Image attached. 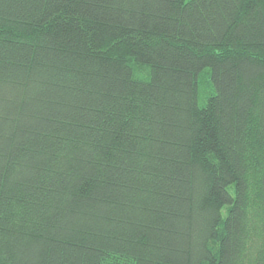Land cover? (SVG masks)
Returning <instances> with one entry per match:
<instances>
[{
    "label": "trees",
    "instance_id": "1",
    "mask_svg": "<svg viewBox=\"0 0 264 264\" xmlns=\"http://www.w3.org/2000/svg\"><path fill=\"white\" fill-rule=\"evenodd\" d=\"M0 264H264V0H0Z\"/></svg>",
    "mask_w": 264,
    "mask_h": 264
}]
</instances>
